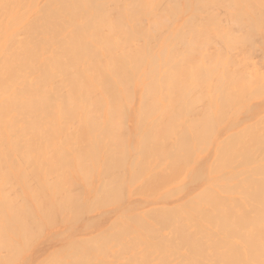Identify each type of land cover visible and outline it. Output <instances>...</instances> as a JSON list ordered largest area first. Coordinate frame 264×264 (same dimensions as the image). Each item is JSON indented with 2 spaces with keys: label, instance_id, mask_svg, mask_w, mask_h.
<instances>
[{
  "label": "bare ground",
  "instance_id": "1",
  "mask_svg": "<svg viewBox=\"0 0 264 264\" xmlns=\"http://www.w3.org/2000/svg\"><path fill=\"white\" fill-rule=\"evenodd\" d=\"M0 264H264V0H0Z\"/></svg>",
  "mask_w": 264,
  "mask_h": 264
},
{
  "label": "rangeland",
  "instance_id": "2",
  "mask_svg": "<svg viewBox=\"0 0 264 264\" xmlns=\"http://www.w3.org/2000/svg\"><path fill=\"white\" fill-rule=\"evenodd\" d=\"M83 215H84V214H83ZM83 215H81V216L84 217ZM81 216H80V217H81ZM82 217H81V218H82ZM81 218H80V219H81ZM78 219H79V218H78ZM80 219H79V220H80ZM79 220L76 222L75 225L77 226V229H78V230H81V229H82L80 232H82V234L84 235V228H82V227L84 226V224H83V223H84V219L82 218V221L80 220L81 222H79ZM82 224H83V226H81ZM59 234L62 235L61 233H59ZM59 234H57L58 236L56 235V237H54V236L52 237V235H50L51 238H50V236H48V237L46 238V240L51 239V240H49V241H52L53 238H57V237H59V236H60ZM31 253H32V252H30V254H31ZM31 256H33V254H32Z\"/></svg>",
  "mask_w": 264,
  "mask_h": 264
}]
</instances>
